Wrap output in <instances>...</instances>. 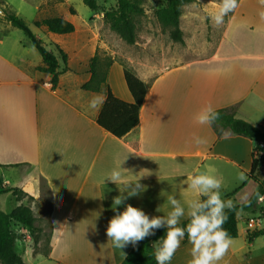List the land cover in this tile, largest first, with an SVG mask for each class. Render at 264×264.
I'll use <instances>...</instances> for the list:
<instances>
[{"label": "crops", "instance_id": "obj_1", "mask_svg": "<svg viewBox=\"0 0 264 264\" xmlns=\"http://www.w3.org/2000/svg\"><path fill=\"white\" fill-rule=\"evenodd\" d=\"M245 1L240 0L211 53L189 61L183 48L175 49L181 43L174 42L163 51L162 63L146 62V56L130 50L122 53L119 42L104 34L101 10L79 26L69 19L75 31L66 35L71 48L60 46L68 61L64 70L59 58L62 73L55 88L51 75L39 70L42 58L31 42L15 36L13 26L0 18V185L26 194L20 201L14 196L16 205L7 212L32 204L36 226L42 228L46 218L49 230L47 246L40 247V241L36 248L27 229L15 225V247L24 264H122L134 246L114 247L106 234L109 221L127 204L150 218L166 216L172 210L169 197L185 207L181 222L187 220V201L197 196L181 183L194 169L222 180V198L238 189L230 197L234 204L252 196L258 187L247 176L252 141L231 133L219 137L212 126L195 120L211 105L215 110L233 108L238 118L264 125V55L256 53L258 46L243 52L236 42L246 32L234 25ZM71 11L76 14L73 7ZM255 27L261 28L257 22ZM87 49L90 53L80 56ZM97 52L112 60L107 84L118 99L134 102L126 70L147 86L139 123L121 138L97 123L106 93L81 88L91 77L89 61ZM194 137L206 143L197 145ZM119 164L123 180H139L143 190L116 206L119 185L105 177ZM246 187L247 199L236 201L235 195ZM259 207L238 212V237L220 264H264V239H247L249 231L264 228V220H257ZM191 247L182 241L171 264H190Z\"/></svg>", "mask_w": 264, "mask_h": 264}, {"label": "trees", "instance_id": "obj_2", "mask_svg": "<svg viewBox=\"0 0 264 264\" xmlns=\"http://www.w3.org/2000/svg\"><path fill=\"white\" fill-rule=\"evenodd\" d=\"M116 7L104 14L105 21L110 29L115 32L125 43L134 45L138 41L137 18L145 13L141 0H116ZM93 10H98L95 0H84ZM194 0H168L165 7L156 11V17L160 24L167 29L170 39L174 43H183L184 34L180 26L182 8ZM1 5V3H0ZM4 19L13 27L21 30L31 44L37 49L42 57L43 66L39 68L41 72L51 75L52 88L57 87L62 71H60L59 57L52 50H49L42 39L39 38L27 25L26 21L8 8L3 9ZM38 29H44L57 35H68L75 31V26L62 16H50L36 19L33 22ZM58 54L65 66H67L68 56L64 50L56 45ZM106 56L97 52L89 61V81L82 85V90L95 93L105 92L106 101L102 106L97 118V123L116 137H123L139 123L140 108L144 102L147 86L134 74L125 71L127 86L134 97L133 103H127L118 99L107 84V69L112 60L104 66ZM67 68L65 67L64 70ZM220 114V119L212 125L219 137L225 133L242 136L250 139L253 143V155L251 170L247 174L248 179L255 181L258 185L257 190L245 202L234 204L231 210L226 209L228 219L223 227L232 239L238 237V212L249 210L256 207L259 197L264 195V176L260 178L264 166V125L252 124L244 119L238 118L233 108L216 110ZM231 193L224 194L226 200L234 196ZM12 193L18 201L23 199L26 194L19 188H2L0 185V196ZM261 217L264 219V203H262ZM36 218L30 206L19 205L11 212H5L0 206V264H24L23 258L16 251V239L18 238L15 225L20 224L27 229L37 243L35 232L38 229L35 224ZM189 222V218L181 222L184 226ZM166 233L165 228L156 230L155 235L148 236L139 241L132 248L122 264H156L153 248L154 243ZM264 239V228L255 229L247 233V239L251 242L255 238ZM187 241L185 237L184 242Z\"/></svg>", "mask_w": 264, "mask_h": 264}, {"label": "rangeland", "instance_id": "obj_3", "mask_svg": "<svg viewBox=\"0 0 264 264\" xmlns=\"http://www.w3.org/2000/svg\"><path fill=\"white\" fill-rule=\"evenodd\" d=\"M9 5H6L4 0H0L1 7L8 8L10 11L16 13L18 16L23 18L30 29L43 40L45 46L49 50H53L56 55L60 58L56 45L59 44L63 49L66 47L71 48L69 40L66 35H57L50 33L44 29H38L34 26L33 22L36 19H42L50 16H62L68 21L69 19H74L79 26L83 21L88 20L93 16L94 11L84 2V0H7ZM100 5L98 10L103 12V17L99 19V23L102 24L104 34L112 35L115 42H119V47L122 53L129 51L134 56L143 55L146 56L147 61L151 60L153 63L163 62L164 53L167 51V47L173 42L166 28H164L156 17V11L165 7L168 0H141L144 7L145 13L137 18V32L138 41L134 45H129L125 43L119 36H117L109 27V24L104 19V14L108 11L113 10L116 5V0H96ZM240 0H238L239 4ZM245 6L241 9L243 11L240 13L234 25H242L243 30L246 32L241 33V38L238 36V41L240 48L243 52H250L249 48L251 46L257 47L256 53H261L264 55V18H261L259 13L264 11V0H246ZM71 7L76 10V14L71 11ZM218 7V0H194V2L184 6L182 8V14L180 18V26L184 34V42L175 46V49L180 52L181 48L184 49L186 61L192 60L195 57H204L211 53V50L215 48L217 43L222 38L224 29L226 28L229 20L234 13H230L229 16L225 18V22L217 27L214 22L210 19V14L213 13ZM39 8V9H38ZM97 10V11H98ZM235 12V11H234ZM241 16V18H240ZM0 18L4 16L0 15ZM71 22V21H70ZM255 22L260 24L261 28L258 30L255 27ZM253 28V33L250 32V28ZM14 28V35L18 36L24 40L27 37L24 33ZM106 32V33H105ZM245 33V34H244ZM235 38V36H234ZM234 40V39H233ZM28 41V40H27ZM259 41V42H258ZM32 50L41 56L36 48L31 46ZM90 52L88 49L84 51L80 56H87ZM102 56H104L101 53ZM42 58V57H41ZM110 57H105L104 66L109 63ZM61 67H66L64 62L60 58ZM145 61H143L144 63ZM160 67H162V64ZM156 65V64H155ZM158 72L153 73V75L159 74ZM251 73H249V77ZM257 118L256 114L254 116ZM254 118V119H255ZM251 123V122H250ZM253 124V123H252ZM260 178L264 176V166L262 167V172L259 174ZM250 193V187L242 188L235 195L236 201H245L247 195ZM12 194H3L1 196V206L2 210L5 212L9 211L16 205V201ZM224 199V198H222ZM226 200V199H225ZM259 207V216L262 213V203ZM32 207V204H29ZM33 210V209H32ZM35 211V210H34ZM33 211V212H34ZM244 211L241 210L239 213L242 214ZM238 213V215H240ZM46 218L41 222V227L37 226L35 236L37 237L36 248L46 247L49 238V230ZM264 220V219H263ZM242 223L240 222L239 226ZM256 226V225H255ZM22 228H19L21 230ZM25 229V228H24ZM27 232L32 237V234L27 230ZM24 233H20V238ZM33 238V237H32ZM34 240V239H33ZM40 247L37 245L40 243ZM35 242V241H34Z\"/></svg>", "mask_w": 264, "mask_h": 264}, {"label": "clouds", "instance_id": "obj_4", "mask_svg": "<svg viewBox=\"0 0 264 264\" xmlns=\"http://www.w3.org/2000/svg\"><path fill=\"white\" fill-rule=\"evenodd\" d=\"M238 6V0H218V7L210 14V19L219 27ZM259 15L264 18V11ZM90 106L94 107V102ZM219 119V112L211 105L195 116L198 124L207 126L214 125ZM194 142L197 145L206 143L200 137H194ZM121 169L119 164L105 177L119 185L121 195L114 199L116 206L124 204L129 197L138 196L143 190L139 180L135 183L124 181ZM239 178L244 179L243 174ZM181 184H186L197 196L187 201L189 222L186 225L180 226L186 210L175 197H169L172 210L166 216L150 218L141 208L127 204L108 223L106 234L112 245L119 249L129 244L135 247L139 241L155 235L156 230L165 228V235L153 246L156 264H171L185 237L192 245L190 264H220L232 245V238L223 227L228 219L225 210H231L235 205L231 199H222V180L206 171L194 169Z\"/></svg>", "mask_w": 264, "mask_h": 264}, {"label": "built area", "instance_id": "obj_5", "mask_svg": "<svg viewBox=\"0 0 264 264\" xmlns=\"http://www.w3.org/2000/svg\"><path fill=\"white\" fill-rule=\"evenodd\" d=\"M258 202H260V203H264V195L261 196V197H259ZM257 220H259V222H260V221L263 220V218H262L261 216H259V218H257Z\"/></svg>", "mask_w": 264, "mask_h": 264}, {"label": "water", "instance_id": "obj_6", "mask_svg": "<svg viewBox=\"0 0 264 264\" xmlns=\"http://www.w3.org/2000/svg\"><path fill=\"white\" fill-rule=\"evenodd\" d=\"M0 15L5 16V12L1 6H0Z\"/></svg>", "mask_w": 264, "mask_h": 264}]
</instances>
